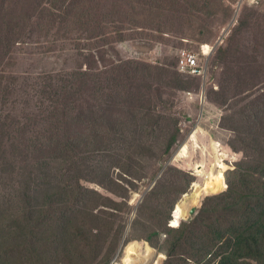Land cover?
I'll use <instances>...</instances> for the list:
<instances>
[{"label": "rangeland", "instance_id": "374dc122", "mask_svg": "<svg viewBox=\"0 0 264 264\" xmlns=\"http://www.w3.org/2000/svg\"><path fill=\"white\" fill-rule=\"evenodd\" d=\"M41 1L0 0V122L20 120L26 127L22 133L38 132L27 130L26 117L52 112L54 119L39 118V125L54 128L60 137L58 149L34 155L31 150L29 162H21L0 129V237L8 235L6 229L17 231L9 224L13 213L21 212L23 222L18 221L14 239L25 247L23 259L16 251L11 264H111L134 242L141 245V257L151 247L154 264H162L177 236L172 215L196 185L206 184L217 159L215 145L228 157L222 159L224 188L202 196L185 221L197 217L206 198L227 190L231 173L248 172L246 186L234 178L236 190L239 197H255L259 177L264 178V3L238 14V0H128L134 11L129 22L141 29L127 25L126 43L113 49L121 70L132 73L124 77L126 89L82 101L73 115H64L66 108L53 111L48 102L50 77L88 63L79 61L73 43L48 45L56 37L49 28L23 26L10 35L12 26L23 25ZM115 1L103 0L109 6ZM206 45L215 48L211 58H203L206 77L182 75L180 53ZM74 120L79 121L72 128ZM194 135L188 160L173 163ZM66 137L78 142L76 150L66 153ZM198 166L206 168L202 177ZM25 192L39 205L29 217L22 208L29 199ZM77 198L83 204L70 203ZM251 200L260 206L253 210L256 203L243 200L240 214L248 210L257 217L264 200ZM57 201L65 215L62 223L42 224ZM201 232L188 248L204 244ZM140 251L134 245L121 258L129 253L135 264Z\"/></svg>", "mask_w": 264, "mask_h": 264}, {"label": "trees", "instance_id": "16d2710c", "mask_svg": "<svg viewBox=\"0 0 264 264\" xmlns=\"http://www.w3.org/2000/svg\"><path fill=\"white\" fill-rule=\"evenodd\" d=\"M172 1L174 0H167V2ZM46 2L44 3V0L38 2L36 12L28 17L23 25L15 23L11 28L13 34L10 35L17 34L18 32L15 31L23 26L26 28L38 27L39 29L49 28L52 33H56V37H51L52 41L48 42V45L73 43L74 50L81 58L79 61L88 63V66L78 63L73 72L55 73L50 77L51 88L47 94L50 96L48 102L52 105L51 110L56 111L58 108L64 107L68 110L64 111V115L70 113L73 115L76 105L82 101L88 102L92 97L98 100L102 95L106 99L109 92L115 93L118 89L120 91L126 89L124 77L131 78L132 73L130 70H121V61H116L113 49H115V45L120 47L126 43L127 25L135 28V31L141 29L140 26L129 22L134 12L129 8V1L116 0L110 6L109 4L104 5L103 0H46ZM24 16L25 13L20 15V17ZM51 27L54 29L52 30ZM132 27L128 29H133ZM114 36L120 38L114 40ZM44 37L46 40L50 38V36ZM130 65L132 70L138 71L135 64ZM64 81L69 82L66 84ZM110 84L111 88L104 93ZM45 88L48 87L45 86ZM43 94L45 95V93ZM70 104L71 106H69ZM29 105L30 102L26 103L27 107ZM46 117L54 119V114L47 111L44 112V115H28L26 117L27 130L36 129L38 132L30 131L27 134L20 131L26 129L20 120L17 121V124L11 119L0 122L5 145L10 150L17 151L21 162H29L28 156L31 150L34 155L41 154L47 149L56 150L60 146V137L56 135L55 129L44 130L39 125L41 124L39 118L45 119ZM78 121L74 120L71 123L72 128ZM66 141L68 143L65 148L66 153L76 150L78 142L74 140L70 142L67 137ZM19 144H23L24 149L20 150ZM231 175H234V178H239L237 185L241 183L243 186H246L250 176L248 172L242 176H237L236 173H231ZM234 178L230 179L228 176L227 190L224 193L205 199L196 218L186 221L182 219L179 226H172L177 236L173 243H169L171 250L165 252L162 264H264V204H261L263 209L257 217L250 214L248 210L240 214L243 200H248L250 203H256L251 200L254 198L264 200V178L259 177L261 188L257 189L254 198L239 197ZM25 193L28 195L27 192ZM28 198L22 208H24L23 211L26 210L24 214L29 217L39 211V205L35 204L36 198L29 195ZM57 203L59 208L58 205L52 208L47 218L42 220V224L55 222L56 226H59L62 223L65 215L60 208L59 201ZM70 203L83 204V199L77 198ZM259 206V203H256L251 208L254 210ZM20 213L18 212V215L13 213L9 222L13 230L17 231L12 234L9 229H6L8 235H5L4 238L0 237V264H11L12 260L9 259L15 255L16 251L20 259H23L25 247L20 249L19 240H14L16 236L19 237L18 221L20 225H23V222L20 221ZM174 217L173 214L171 221H174ZM208 220L209 223L206 224ZM197 230H202L204 244L198 248L195 245L188 248L189 241L194 242L198 239ZM19 233H22L21 229ZM133 245L140 244L134 242L126 245L124 251ZM184 248L190 250L186 249L184 254H180L179 251ZM180 255L182 256L180 257ZM188 255L194 257L195 260Z\"/></svg>", "mask_w": 264, "mask_h": 264}, {"label": "bare ground", "instance_id": "6f19581e", "mask_svg": "<svg viewBox=\"0 0 264 264\" xmlns=\"http://www.w3.org/2000/svg\"><path fill=\"white\" fill-rule=\"evenodd\" d=\"M205 51H210L212 46L206 45L203 46ZM197 142V135H194L193 137H191L188 141V145L184 146L180 152L177 154V156L174 158L173 163H177L180 162L181 160H188L189 155H190V145ZM219 146H214V152H215V157L217 158L215 160V167L214 170L209 174V176H207V182L204 186H199L196 185L195 189H194V194L186 196V198H184V200L179 203L176 207V211H175V219L173 221V226H179L181 223V220L188 217L191 211V207L197 205V202L201 199L202 196L204 195H208V194H212V193H217L219 191H221L224 188V174H225V166L223 165V161L222 159H226L228 158L227 155L221 154V151L219 149ZM220 151V152H219ZM197 171V175L199 177L204 176L206 173V168H204V166H198L196 168ZM134 246V245H133ZM132 246V247H133ZM131 247V248H132ZM135 247H137L139 249V251L141 250V245H135ZM130 249V248H129ZM128 249V250H129ZM150 254L147 255L144 258L143 264H149L152 259L150 258L151 255L153 254V249L151 247H148ZM123 249V254H125V252ZM141 251L139 253V255L136 256V262L141 263ZM126 258H130L132 260H135V258L132 257L131 254H127Z\"/></svg>", "mask_w": 264, "mask_h": 264}, {"label": "built area", "instance_id": "2783aa9c", "mask_svg": "<svg viewBox=\"0 0 264 264\" xmlns=\"http://www.w3.org/2000/svg\"><path fill=\"white\" fill-rule=\"evenodd\" d=\"M264 0H238L237 4L235 5L234 9L236 13L240 14V12L245 9L246 7H258L260 4H263ZM210 51H205L204 47L201 50H186L182 51L179 55V63L178 69L180 73L186 77L191 78H200L203 79L207 75V67L203 61V58L212 57L214 54L215 48L211 47ZM202 59V63H201ZM193 97L192 95H190ZM165 240L168 238V235H164ZM159 250V249H158ZM156 253V252H155ZM123 251L119 253V255L114 260L113 264H134L135 260L130 258L122 259ZM145 256L142 257L141 263L135 262V264H143ZM152 261L149 264H154V257H151ZM158 264V262H155Z\"/></svg>", "mask_w": 264, "mask_h": 264}, {"label": "water", "instance_id": "95a60500", "mask_svg": "<svg viewBox=\"0 0 264 264\" xmlns=\"http://www.w3.org/2000/svg\"><path fill=\"white\" fill-rule=\"evenodd\" d=\"M220 41L222 42V40H220ZM156 184H157V183H155V185H156ZM155 185H154V186H155ZM136 213H137V211L135 212L134 217L136 216ZM196 214H197V207L193 209L191 215L194 216V215H196Z\"/></svg>", "mask_w": 264, "mask_h": 264}, {"label": "clouds", "instance_id": "9594fccd", "mask_svg": "<svg viewBox=\"0 0 264 264\" xmlns=\"http://www.w3.org/2000/svg\"><path fill=\"white\" fill-rule=\"evenodd\" d=\"M185 51H186V50H185ZM184 219H186V218H184ZM167 239H168V238H167ZM167 239H166V240H167ZM166 240H165V241H166Z\"/></svg>", "mask_w": 264, "mask_h": 264}]
</instances>
